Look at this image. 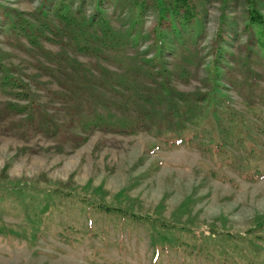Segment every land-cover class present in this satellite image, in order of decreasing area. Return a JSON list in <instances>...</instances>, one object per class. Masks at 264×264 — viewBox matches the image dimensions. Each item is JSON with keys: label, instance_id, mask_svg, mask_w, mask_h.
<instances>
[{"label": "rangeland", "instance_id": "obj_1", "mask_svg": "<svg viewBox=\"0 0 264 264\" xmlns=\"http://www.w3.org/2000/svg\"><path fill=\"white\" fill-rule=\"evenodd\" d=\"M170 1L63 0L76 21L100 10L95 54L71 43L59 0H0L17 20L0 29V78L18 80L0 89V264H264V177L247 178L264 168V48L249 19L264 21V0H187V21L160 14ZM214 81L243 119L221 114L218 132L244 137L224 151L207 124L191 132L189 107L198 118Z\"/></svg>", "mask_w": 264, "mask_h": 264}, {"label": "trees", "instance_id": "obj_2", "mask_svg": "<svg viewBox=\"0 0 264 264\" xmlns=\"http://www.w3.org/2000/svg\"><path fill=\"white\" fill-rule=\"evenodd\" d=\"M59 4H55L53 7V13H59L60 17L65 21L66 25H70L72 26L71 29V35L69 39H72L73 42H71L72 44L75 43L76 46L78 48L84 49V51L87 52H92L95 54H98L100 52V49L94 45H89L91 41H94L96 39V37L94 36L95 34H91L89 32V29L93 28V18L97 17L99 19L103 20V16L101 15L100 10L97 8L98 11H96L97 16H95L96 14L91 15V17H89L88 20H77L75 19V17L71 16L69 14V10L66 8V4H64L63 0H59ZM44 7L45 4L42 3L40 5V7L37 10V14L41 15L43 18H45L44 16ZM63 9V12H59L60 10ZM177 9H183V15L182 18L184 21H187L188 16L187 15H191L192 14V9L191 6L188 4L187 0H171L169 3V6H162V9L160 10V14L162 15V12L164 11L167 12L168 14H174L175 11ZM253 9L249 10L250 13V17L249 19L251 20V22H258V25L260 24V28L257 29L256 34L258 36V44L260 48H264V21L262 19H260V15H257ZM10 11H7V9L0 4V13L3 15V17L6 20V23H4L3 25H0V29H5V30H10L12 32H16L17 27L15 26V20L16 18H12L13 16L11 15V13H9ZM72 13V12H71ZM162 17V16H160ZM173 19V18H171ZM253 20V21H252ZM17 21V20H16ZM101 22V21H99ZM79 23V27L76 28V26ZM104 23V22H103ZM102 27V26H101ZM109 27L105 26L104 27V32L102 35V39L103 42H106L105 45L108 46V48H114L117 42H119L118 37L113 36L114 33L111 32V30L108 29ZM172 28V27H171ZM19 29V28H18ZM41 28H36L33 24L28 23L27 21H25V25L23 27H21V30H24V34L26 35L27 39L30 40V42H36V37L38 36H42V31H40ZM53 29V28H52ZM55 29V28H54ZM111 41L113 43H111ZM111 43V44H110ZM117 46V45H116ZM161 48H158L161 51ZM163 49V48H162ZM215 61V60H214ZM1 68V66H0ZM215 69L214 65L212 64L211 67V71H213ZM3 78H8L10 80V82H8L7 80L3 79ZM18 82L17 79L12 78L11 76L8 75L7 71L4 69L2 76L0 78V89H7L8 87H12L14 86L16 83ZM89 86L92 90L96 91V88L94 86H90L88 85L87 82H85V84L82 85V87H86ZM164 90L163 94H167L168 95V102L169 105L173 104V102L171 101V99L169 98V94L168 92ZM216 86H215V81H214V85L210 86V89L208 90V92L203 93L202 95V99H203V103L201 105L199 114H197V117H195V113L196 112L194 108L189 107L190 113H189V117L191 119V122L193 123V130L192 132V136L195 137L197 133H201L203 134V130L206 129L204 124H207L209 126V129L212 131L211 133L213 134L212 136H209L208 138H210L209 140V144L208 146L210 147L211 151H224L225 150V146L229 143H233V144H237L239 142H241L244 137L242 138V134L240 133V131H236V133H232V134H226V133H221L218 132L219 129V125H220V121H221V114H223L225 117H227L228 120H230V122H233L234 125L236 127H241V123L243 122V119L241 117V115H238L239 113L235 112L234 114L237 116L232 115L230 109L228 111H226L225 109L227 108L226 103H223L224 97L222 94L219 93V95H216ZM218 94V93H217ZM217 101H221L222 103L220 105L217 104ZM174 105V104H173ZM223 105V107L221 108V110L218 111V107H221ZM11 110L13 111H21V110H15L14 108H12V105L8 106ZM170 109V107H169ZM225 110V111H224ZM170 112H172V110L170 109ZM201 113V116H200ZM172 113H169V115L164 118L166 123L170 126L171 124L177 125V123H182L184 121L183 118H181L180 120H176V121H172L170 119V115ZM29 119V116H28ZM204 125V126H203ZM169 126H167V128H169ZM113 127L114 130L116 131H132V129H134V127L131 126H126L123 129L116 127V126H108L106 128H110ZM224 125H221V128H223ZM178 128V127H177ZM213 128L216 130V132L213 131ZM180 129V127L178 128ZM175 135V134H174ZM174 135H172L171 137H173ZM241 135V138H239V136ZM229 136H233L232 141L229 138ZM170 137V136H168ZM162 140L164 142L167 141V137L162 138ZM242 143V142H241ZM207 146V148H208ZM203 147V146H202ZM251 153V149L247 150V155H249ZM253 175H256V177H264V168H262L260 171L255 170L254 172H250L248 173L247 178L248 179H253ZM47 208V207H46ZM105 210H109V209H105Z\"/></svg>", "mask_w": 264, "mask_h": 264}]
</instances>
